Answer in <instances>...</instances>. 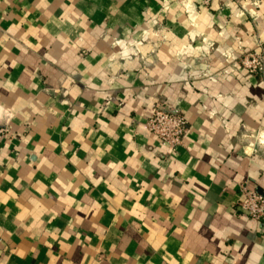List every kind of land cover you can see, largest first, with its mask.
Here are the masks:
<instances>
[{
	"label": "crops",
	"instance_id": "crops-1",
	"mask_svg": "<svg viewBox=\"0 0 264 264\" xmlns=\"http://www.w3.org/2000/svg\"><path fill=\"white\" fill-rule=\"evenodd\" d=\"M203 2L0 0V264H264V0Z\"/></svg>",
	"mask_w": 264,
	"mask_h": 264
},
{
	"label": "built area",
	"instance_id": "built-area-1",
	"mask_svg": "<svg viewBox=\"0 0 264 264\" xmlns=\"http://www.w3.org/2000/svg\"><path fill=\"white\" fill-rule=\"evenodd\" d=\"M210 0H204L208 5ZM1 37V36H0ZM241 67L249 74H261L264 72V62L257 54H244L240 60ZM145 127L167 151L175 153L183 146L187 132L186 122L180 113L167 111L161 105L156 104L152 114L146 121ZM9 136L6 125H0V144ZM240 210L252 221L261 222L264 219V196L256 189H249L248 184H240L238 188Z\"/></svg>",
	"mask_w": 264,
	"mask_h": 264
}]
</instances>
